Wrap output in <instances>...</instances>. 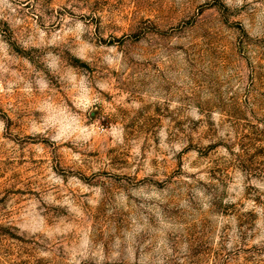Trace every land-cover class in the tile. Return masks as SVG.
Listing matches in <instances>:
<instances>
[{"label": "rangeland", "instance_id": "obj_1", "mask_svg": "<svg viewBox=\"0 0 264 264\" xmlns=\"http://www.w3.org/2000/svg\"><path fill=\"white\" fill-rule=\"evenodd\" d=\"M0 264H264V0H0Z\"/></svg>", "mask_w": 264, "mask_h": 264}]
</instances>
